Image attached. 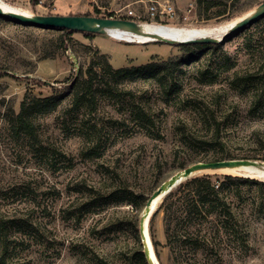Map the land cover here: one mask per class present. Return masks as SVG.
Listing matches in <instances>:
<instances>
[{
    "label": "rangeland",
    "instance_id": "374dc122",
    "mask_svg": "<svg viewBox=\"0 0 264 264\" xmlns=\"http://www.w3.org/2000/svg\"><path fill=\"white\" fill-rule=\"evenodd\" d=\"M167 1L174 5L175 17L151 14V6ZM263 1L44 0L34 5L31 0H0L6 10L30 14L128 18L132 10L130 18L145 31L130 35L112 30L89 37L85 31L69 34L0 19V264H147L140 219L149 197L184 167L217 160L211 151L187 144L190 139L185 141L177 128L185 125L187 134L199 129L201 110L214 111L227 126L234 158L262 164L203 169L190 178L231 174L260 183L241 188V198L235 200L234 210L248 231L244 242L231 240L219 252H183L179 263L264 264V17L223 41L221 48L185 63L179 81L152 76L121 81L119 96L99 97L95 109L84 106L79 116L68 113L69 103L35 115L32 133L13 129L7 117L12 109L20 110L26 94H51L53 85H65L86 71L98 53H105L115 67L167 59L181 53L178 41L184 37L168 42L169 36L153 34L156 27L222 34ZM139 105L148 107L163 136L147 134L135 120L123 122L128 107ZM131 191L137 195L130 196ZM136 205L143 209L137 211ZM155 232L160 257L146 227L147 252L155 264H175L165 244L162 211Z\"/></svg>",
    "mask_w": 264,
    "mask_h": 264
},
{
    "label": "trees",
    "instance_id": "16d2710c",
    "mask_svg": "<svg viewBox=\"0 0 264 264\" xmlns=\"http://www.w3.org/2000/svg\"><path fill=\"white\" fill-rule=\"evenodd\" d=\"M31 1L34 5L38 4V0ZM198 1L203 2V0ZM2 18L6 17L0 16V19ZM60 29L69 34L77 31L68 28ZM86 34L93 37L99 33L86 32ZM178 46L181 53L167 59L120 67L113 66L105 53H98V59H92L86 71L80 70L75 73L65 85H53L51 94L44 97H30L26 94L21 102L20 110L12 109L11 116L7 115L8 123L13 129H22L26 133H32L35 115L51 113L58 107L69 103L71 108L68 113L79 116L78 111L84 106L89 111L95 109L99 97L119 96L121 91L119 92L117 84L121 81L133 80L140 76L156 77L161 82L166 78L179 81V69L185 63L199 57L205 51L221 48L223 42L178 43ZM180 96L179 93L175 95L176 98ZM199 114L201 120L199 129L187 134L185 125L177 127L184 140L187 137L190 139V141L185 140L187 144L198 145L208 152L211 151L215 159L236 157L230 147L231 139L228 138L227 126L222 124L215 112L201 110ZM133 120L137 122L140 130H146L147 134L163 136L162 128L156 125L146 105L128 107L123 122ZM259 183L260 181L249 177L231 174H224L217 178L206 174L180 183L165 196L150 220V232L158 258L160 257L158 251L160 242L156 237L155 218L160 211L163 212L165 244L170 248L175 264H180L179 256L183 252L191 251L194 254L219 252L230 246L229 241L231 240L244 242L248 231L245 223L234 210L235 200L241 198L239 191L241 188ZM129 194L130 196L137 195L133 191ZM130 202L134 203L132 200ZM135 208L141 211L143 206L136 205ZM141 254L144 256L143 251ZM1 257L4 261V253ZM144 258L148 264L146 257Z\"/></svg>",
    "mask_w": 264,
    "mask_h": 264
},
{
    "label": "water",
    "instance_id": "95a60500",
    "mask_svg": "<svg viewBox=\"0 0 264 264\" xmlns=\"http://www.w3.org/2000/svg\"><path fill=\"white\" fill-rule=\"evenodd\" d=\"M0 16L13 19L20 23L30 24L37 27H49V28H68L71 30L94 32V33H110L112 30H122L130 35L142 34L145 31L135 19L124 18V17H107V16H95V15H85V14H25L18 11L6 10L0 4ZM264 17V1L260 3L251 13L243 15L239 21L233 24L229 29L223 30L222 34L208 35L198 38H189L179 43H217L228 40L234 35L240 33L245 27L251 25L261 18ZM168 42L174 43V40H166ZM257 160H252L248 158H224L217 160H207L198 161L191 165L184 167L183 169L172 174L167 180L163 181L149 197L144 213L140 219V232L142 235V242L144 244V252L146 253L147 259L150 264H155L150 254L147 252L148 247H146V234L145 230L149 234L150 242L153 245L151 235L149 232V223L152 215L158 209L156 198H162L164 200L165 196L169 194L173 189H175L180 183L192 177L194 172L200 169H216L223 167H236L239 165H259ZM161 201V203H162ZM159 207V206H158ZM146 217L148 221L146 224ZM154 247V246H153ZM155 254V249H154Z\"/></svg>",
    "mask_w": 264,
    "mask_h": 264
},
{
    "label": "bare ground",
    "instance_id": "6f19581e",
    "mask_svg": "<svg viewBox=\"0 0 264 264\" xmlns=\"http://www.w3.org/2000/svg\"><path fill=\"white\" fill-rule=\"evenodd\" d=\"M1 4V3H0ZM3 7V6H2ZM4 8V7H3ZM5 9V8H4ZM13 11H16V10H13ZM18 12H21V11H18ZM22 13H25V14H29L31 15L30 13H27V12H22ZM236 22L234 21L231 26L233 24H235ZM230 26V27H231ZM229 27V28H230ZM120 30V29H119ZM155 31L153 32V34L155 36H169V37H166L165 39L166 40H174L176 41L174 38H181V37H184L183 40L185 39H189V38H198L197 36H205L207 35V31L204 30V29H188V31H186L185 33L183 32V30L181 28H176V27H170V26H158L154 29ZM178 41V40H177ZM182 41V40H180ZM240 166V165H239ZM223 168H230V167H223ZM208 169V168H206ZM218 169V168H216ZM200 170H203V169H200ZM198 171V170H197ZM160 198H157L155 199V201L157 200V202L159 201Z\"/></svg>",
    "mask_w": 264,
    "mask_h": 264
},
{
    "label": "built area",
    "instance_id": "2783aa9c",
    "mask_svg": "<svg viewBox=\"0 0 264 264\" xmlns=\"http://www.w3.org/2000/svg\"><path fill=\"white\" fill-rule=\"evenodd\" d=\"M44 0H39L38 4L39 5H43ZM150 12L153 16H160V17H175L176 16V9L174 7V5L172 3H170L169 1L165 2V3H160L159 7L156 5L151 6L150 8ZM134 11L130 10V12L128 13L127 17L130 18L132 16H134ZM188 17H185V19H187Z\"/></svg>",
    "mask_w": 264,
    "mask_h": 264
}]
</instances>
